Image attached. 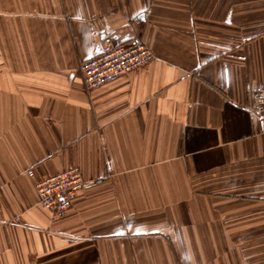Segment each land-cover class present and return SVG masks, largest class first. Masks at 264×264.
Here are the masks:
<instances>
[{"label":"crops","instance_id":"obj_1","mask_svg":"<svg viewBox=\"0 0 264 264\" xmlns=\"http://www.w3.org/2000/svg\"><path fill=\"white\" fill-rule=\"evenodd\" d=\"M105 34L155 57L89 90ZM261 83L264 0H0V264H264Z\"/></svg>","mask_w":264,"mask_h":264},{"label":"built area","instance_id":"obj_2","mask_svg":"<svg viewBox=\"0 0 264 264\" xmlns=\"http://www.w3.org/2000/svg\"><path fill=\"white\" fill-rule=\"evenodd\" d=\"M154 57L152 49L138 38L131 37L122 42L105 34L99 40L95 54L80 64V71L87 89L92 90L148 64ZM252 111L264 120V83L253 92ZM84 186L81 170L72 166L39 179L35 188L39 205L61 217Z\"/></svg>","mask_w":264,"mask_h":264}]
</instances>
